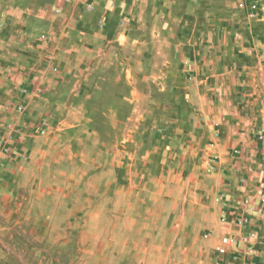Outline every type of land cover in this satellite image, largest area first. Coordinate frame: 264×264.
<instances>
[{
	"label": "rangeland",
	"instance_id": "1",
	"mask_svg": "<svg viewBox=\"0 0 264 264\" xmlns=\"http://www.w3.org/2000/svg\"><path fill=\"white\" fill-rule=\"evenodd\" d=\"M59 1L53 66L0 41V264H264V0L148 1L92 63Z\"/></svg>",
	"mask_w": 264,
	"mask_h": 264
},
{
	"label": "crops",
	"instance_id": "2",
	"mask_svg": "<svg viewBox=\"0 0 264 264\" xmlns=\"http://www.w3.org/2000/svg\"><path fill=\"white\" fill-rule=\"evenodd\" d=\"M17 1L18 0H7V2H9L7 5L11 6V10H7L6 13L1 16V23H5V25L3 26H6L7 28L10 27L11 29L10 31H5L4 29V32L5 34H7V36L4 34V32H0V41L6 39V44L2 47H4L5 50L7 49L9 53L18 50L22 54H30L34 57L36 56L37 58L34 62H37L40 58V55L44 54L47 50L49 51L52 65V61L57 57V54L59 53L57 44L60 42V39L64 34L62 30L63 15L59 14L60 1L19 0V4H16ZM148 1L151 2L152 0H75L74 2L76 3V7H81L83 6V4H86L85 6H87L88 10V14H86L88 20H86L85 22L82 21L83 18L81 17V14H78V12H74L72 15V11L70 10L69 12V16L73 19L70 23V30L73 31L71 33H75L77 37L86 39V41L81 42V46L83 47V45H85L86 47V61L91 60L89 63H92L94 52L96 49L95 47L97 46H104V50L102 51H105V54H110L114 53V49H116V47H119L120 44L123 46L126 45V42L128 43L130 40V38H128V31L130 30L131 25L133 26L134 30L141 32L147 26L146 23L148 22H159V20L162 21L166 18L172 21H181V17H179V20L178 17L174 15H166L165 17L163 15L159 16L154 13L150 15H143L139 13L140 7L142 5H145V3ZM168 1L173 2L175 0ZM130 7H135V10L138 8V12H135L133 15L126 17L124 15V12ZM89 13H91L92 15L90 19L88 18ZM147 28H150V33L155 34V26L149 24ZM15 37L20 38L19 40L23 43L25 41L21 49H14ZM136 42V40L133 41V44L135 46L137 44ZM189 43L192 44V42L190 41ZM75 60H77V58H75ZM77 64H75L76 67ZM34 65L35 64H33L31 68H28L27 71L22 74V78L26 79L27 77V82L31 84L34 83L36 85L49 86L51 84V80L45 77L44 71H42L40 68L34 69ZM14 69L15 67L13 65L11 68H7L8 71H13ZM53 71L54 72L52 75L55 76L56 69ZM58 71H60V69L57 70V72ZM54 76L51 78L56 81L57 79H54ZM7 79H12L14 84H17L19 82L18 76H16L15 78L14 74H7ZM25 90L26 89H24V93H27V95L30 96V93L35 94L36 92H41L42 88H34L32 92H30V88L27 89V92H25ZM192 147L193 146H189V148ZM231 219H233V217H231ZM251 228L258 233L255 227ZM238 230L240 232V235H246L247 233L244 232L249 230V227L246 226L243 229L244 231H242V228L237 229V231ZM253 239L254 238L248 240L252 241ZM242 243L244 248L249 242L247 241L246 243L244 241Z\"/></svg>",
	"mask_w": 264,
	"mask_h": 264
},
{
	"label": "built area",
	"instance_id": "3",
	"mask_svg": "<svg viewBox=\"0 0 264 264\" xmlns=\"http://www.w3.org/2000/svg\"><path fill=\"white\" fill-rule=\"evenodd\" d=\"M230 240L226 237H223L220 241V243L216 246V250L220 253L223 254L225 253L227 247L230 245Z\"/></svg>",
	"mask_w": 264,
	"mask_h": 264
}]
</instances>
